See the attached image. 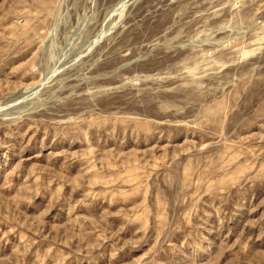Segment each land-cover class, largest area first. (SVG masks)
<instances>
[{"label":"rangeland","instance_id":"rangeland-1","mask_svg":"<svg viewBox=\"0 0 264 264\" xmlns=\"http://www.w3.org/2000/svg\"><path fill=\"white\" fill-rule=\"evenodd\" d=\"M0 264H264V0H0Z\"/></svg>","mask_w":264,"mask_h":264}]
</instances>
